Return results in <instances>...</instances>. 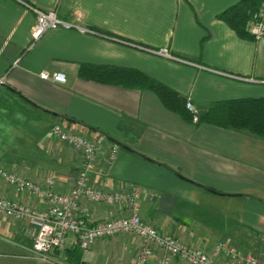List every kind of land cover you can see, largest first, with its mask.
Masks as SVG:
<instances>
[{
	"label": "crops",
	"instance_id": "obj_1",
	"mask_svg": "<svg viewBox=\"0 0 264 264\" xmlns=\"http://www.w3.org/2000/svg\"><path fill=\"white\" fill-rule=\"evenodd\" d=\"M238 1L0 0V78L6 76L0 123H9L11 138L25 153L0 166L38 184L55 177L57 192H69L81 156L50 137L51 127L60 124L97 140L99 166L111 147L118 149L106 174L94 173L90 185L105 191L137 186L139 213L160 234L210 256L224 241L264 255V139L187 123L151 91L78 77L82 64L138 69L199 113L222 101L263 98L264 38H239L217 19ZM30 7L56 11L59 19L86 32L49 30L27 50L35 25ZM160 49L179 60L151 53ZM45 71L63 80H43ZM0 198L47 208L1 182ZM89 214L100 221L127 213L89 205ZM31 246L23 225L0 215V264H58L54 254L47 260L32 257ZM139 249L136 237L121 235L97 240L80 253L88 264H132ZM160 255L156 250L148 264H156ZM213 260L230 264L221 256Z\"/></svg>",
	"mask_w": 264,
	"mask_h": 264
},
{
	"label": "built area",
	"instance_id": "obj_2",
	"mask_svg": "<svg viewBox=\"0 0 264 264\" xmlns=\"http://www.w3.org/2000/svg\"><path fill=\"white\" fill-rule=\"evenodd\" d=\"M30 9L35 14V25L27 50L31 49L49 30L76 28L80 32H86V29L74 27L59 19L56 11H41L31 7ZM250 36L254 41L264 38V2L253 15ZM151 53L166 59L179 60L166 49L152 50ZM18 62L19 60L15 61L11 68L16 67ZM40 77L52 82L63 80L61 74H50L46 71L41 73ZM5 80L6 76L0 78V86L4 85ZM186 107L194 111V107L188 102ZM50 137L58 143L71 147L81 156L77 178L69 192L65 194L57 192L55 177L48 176L42 184H38L0 166L1 183L13 189L17 195H31L47 205L45 210H40L14 200L0 198V215L23 225L24 234L32 241L30 249L32 257L47 260L52 258L54 251L61 254L73 245L86 251L97 240L130 235L136 237L140 243L139 252L132 264H148L156 255V250L161 251L156 264H216L213 260L214 256H221L230 264H264V257L258 254L257 250L244 251L240 245L230 242L217 244L213 248L214 256H210L200 248L184 245L174 236L160 234L143 220L139 213L141 191L137 186L126 185L113 191H105L90 185V177L94 173L100 177L106 174L107 167L118 154L116 147H111L107 151L103 164L99 166L97 155L100 145L97 140L68 131L60 124L51 127ZM89 205H103L112 209L117 207L127 214L92 221ZM175 259L180 260L181 263ZM56 262L67 264L63 262L62 257Z\"/></svg>",
	"mask_w": 264,
	"mask_h": 264
},
{
	"label": "trees",
	"instance_id": "obj_3",
	"mask_svg": "<svg viewBox=\"0 0 264 264\" xmlns=\"http://www.w3.org/2000/svg\"><path fill=\"white\" fill-rule=\"evenodd\" d=\"M262 2L264 0H240L217 15V19L223 21L239 38L252 39L248 25ZM78 77L102 85L151 91L166 109L178 114L187 123L212 124L220 128L245 131L264 139V97L222 101L199 113L183 105L182 97L177 92L138 69L82 64L78 69ZM52 254L62 257L67 264H88L82 261L77 245L65 249L61 254L56 251Z\"/></svg>",
	"mask_w": 264,
	"mask_h": 264
},
{
	"label": "rangeland",
	"instance_id": "obj_4",
	"mask_svg": "<svg viewBox=\"0 0 264 264\" xmlns=\"http://www.w3.org/2000/svg\"><path fill=\"white\" fill-rule=\"evenodd\" d=\"M194 110L199 112L200 110L194 107ZM202 111V110H201ZM0 162L2 163H13L15 160L21 159L22 154L25 155L21 147H18L11 138L9 133V123H0ZM28 152V151H27ZM258 254L264 257L261 250H257ZM260 252V253H259Z\"/></svg>",
	"mask_w": 264,
	"mask_h": 264
},
{
	"label": "water",
	"instance_id": "obj_5",
	"mask_svg": "<svg viewBox=\"0 0 264 264\" xmlns=\"http://www.w3.org/2000/svg\"><path fill=\"white\" fill-rule=\"evenodd\" d=\"M182 104H183V105H186V104H187V100L184 99V98H182Z\"/></svg>",
	"mask_w": 264,
	"mask_h": 264
}]
</instances>
